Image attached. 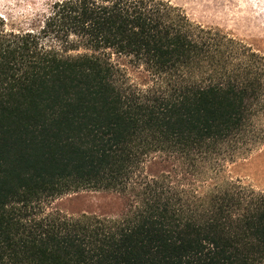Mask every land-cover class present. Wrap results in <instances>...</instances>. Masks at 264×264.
I'll use <instances>...</instances> for the list:
<instances>
[{
    "label": "trees",
    "instance_id": "16d2710c",
    "mask_svg": "<svg viewBox=\"0 0 264 264\" xmlns=\"http://www.w3.org/2000/svg\"><path fill=\"white\" fill-rule=\"evenodd\" d=\"M264 55L164 0L0 16V264H264ZM120 196L116 219L52 204Z\"/></svg>",
    "mask_w": 264,
    "mask_h": 264
},
{
    "label": "rangeland",
    "instance_id": "374dc122",
    "mask_svg": "<svg viewBox=\"0 0 264 264\" xmlns=\"http://www.w3.org/2000/svg\"><path fill=\"white\" fill-rule=\"evenodd\" d=\"M54 0H0V16L15 26L44 13ZM180 9L196 25L227 35L264 55V0H164ZM227 176L255 191H264V143L240 156ZM71 216L96 215L116 219L125 212L115 193L79 191L64 195L51 206Z\"/></svg>",
    "mask_w": 264,
    "mask_h": 264
}]
</instances>
